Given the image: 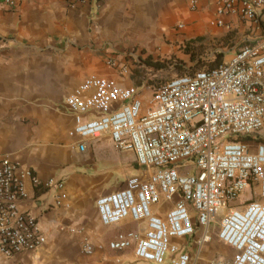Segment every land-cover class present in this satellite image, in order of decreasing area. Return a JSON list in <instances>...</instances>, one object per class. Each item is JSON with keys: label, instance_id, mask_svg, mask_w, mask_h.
<instances>
[{"label": "built area", "instance_id": "built-area-1", "mask_svg": "<svg viewBox=\"0 0 264 264\" xmlns=\"http://www.w3.org/2000/svg\"><path fill=\"white\" fill-rule=\"evenodd\" d=\"M0 1L8 8L14 5V0ZM66 1L71 8L97 4ZM188 2L194 10L199 0ZM223 15L256 22L264 16V0H217L215 26H225ZM106 65L128 73V66L111 56ZM64 105L73 114L81 152L87 140L108 135L118 150L132 151L148 172L95 201L104 227L127 219L138 226L109 240L110 251L131 250L144 263L190 264L191 255L175 240L191 238L199 229L201 248L215 225L217 240L233 255L211 264H264L263 45H245L213 68L161 82L152 87L146 106L133 85L100 76L87 78ZM90 110L96 114L89 115ZM27 178L39 187L28 169L0 160V254L6 257L45 242L36 218L21 207L30 197ZM44 187L59 191L63 184L50 179ZM161 201L169 204L164 216L154 212ZM83 251L93 248L86 242Z\"/></svg>", "mask_w": 264, "mask_h": 264}, {"label": "crops", "instance_id": "crops-1", "mask_svg": "<svg viewBox=\"0 0 264 264\" xmlns=\"http://www.w3.org/2000/svg\"><path fill=\"white\" fill-rule=\"evenodd\" d=\"M142 1L97 0L95 6L73 8L66 0H14L12 8L0 1V160L28 169L40 182L33 188L25 179L30 197L21 207L36 218L45 237L32 251L9 257L0 254V264H153L135 260L131 250L110 251L109 240L138 226L127 219L104 227L95 210L100 195L122 188L131 177H146L147 170L137 165L132 151L118 150L108 135L87 140L81 152L73 114L64 105L90 76L132 85L127 75L119 76L103 65L88 46L91 40L109 36L110 20L121 8ZM216 4L217 0H199L195 11L186 12L184 20L177 22L183 24L181 36L189 41L217 37L222 42L218 50L229 52V57L241 43L264 46V16L247 22L223 15L225 26L218 27L213 24ZM168 11H163L166 18L155 19L153 27L173 37L181 31L169 29L176 25ZM140 40L143 45L151 43L148 38ZM95 114L90 110L89 115ZM50 179L61 181L62 189L45 188ZM168 208L161 201L154 212L164 216ZM216 231L215 225L210 226L211 239L201 248L199 229L193 237L175 242L191 255L190 264L228 261L233 251L217 240ZM86 242L93 248L91 253L83 251Z\"/></svg>", "mask_w": 264, "mask_h": 264}, {"label": "rangeland", "instance_id": "rangeland-1", "mask_svg": "<svg viewBox=\"0 0 264 264\" xmlns=\"http://www.w3.org/2000/svg\"><path fill=\"white\" fill-rule=\"evenodd\" d=\"M189 0H155V2L143 0L140 4L132 3L128 7L121 8L118 15L111 21V30L107 38L91 40L88 51L101 58L103 65H106V59L111 56L119 62H124L128 66V73L132 85L134 81L132 76H136L140 82L138 92L142 95L143 105L151 98L152 86L161 81L168 80L174 76H179L180 72H185L192 68L195 71L201 70L203 66L214 60L216 52L227 56L229 52L219 51L222 48V42L214 37L207 40L204 37H198L193 45L187 43L189 40L183 38V32H175L173 37L168 36L164 31H155L153 23L155 19L166 18V10H170L175 16L174 28L177 31V22L184 20L183 15L188 11H195L189 7ZM171 12L168 11L169 15ZM141 16V17H140ZM138 17L140 24L138 23ZM158 19V20H159ZM262 32H264L262 30ZM148 38L151 40L149 46L140 40ZM192 41H190L191 44ZM247 44H239L235 51ZM231 45H229L230 47ZM150 57L153 61L162 62L164 67L160 70L152 71L143 63V59ZM224 59V58H223ZM196 64L197 67H196ZM113 70V69H112ZM119 76L117 70H115ZM183 72V73H184ZM264 136V131H260ZM213 225H211V228ZM216 227V226H215ZM167 264V261L164 263Z\"/></svg>", "mask_w": 264, "mask_h": 264}, {"label": "trees", "instance_id": "trees-1", "mask_svg": "<svg viewBox=\"0 0 264 264\" xmlns=\"http://www.w3.org/2000/svg\"><path fill=\"white\" fill-rule=\"evenodd\" d=\"M197 40H192L191 44H190V41L187 42L190 45H193V43H195ZM223 58H224V55L220 52H216V56L214 58V60H212L211 62H209L207 65L203 66L202 69H206V68H213L215 66H217L218 64L222 63L223 61ZM143 63L145 64L146 67L150 68L152 71H156V70H160L164 67L163 63L162 62H159V61H153L150 57H147L145 59H143ZM198 64H196V67H197ZM184 72V71H183ZM183 72H180L179 74L180 75H185V74H193L195 72V68H192L190 70H187L185 71L184 73ZM179 75V76H180ZM132 80L134 81L133 83V86L137 89H139V86H140V82L139 80H137V77L134 75L132 76ZM163 82V81H161ZM161 82L159 83H156L155 85H153L152 87L154 86H157L158 84H160Z\"/></svg>", "mask_w": 264, "mask_h": 264}]
</instances>
